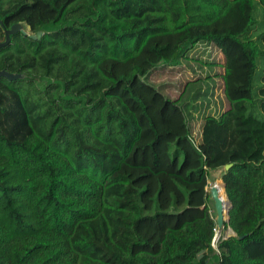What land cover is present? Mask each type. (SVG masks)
<instances>
[{
	"label": "trees",
	"instance_id": "obj_1",
	"mask_svg": "<svg viewBox=\"0 0 264 264\" xmlns=\"http://www.w3.org/2000/svg\"><path fill=\"white\" fill-rule=\"evenodd\" d=\"M0 20V43L43 33L0 49L20 76L0 78V264H264V0H0ZM203 44L230 108L197 142L190 84L149 76Z\"/></svg>",
	"mask_w": 264,
	"mask_h": 264
},
{
	"label": "rangeland",
	"instance_id": "obj_2",
	"mask_svg": "<svg viewBox=\"0 0 264 264\" xmlns=\"http://www.w3.org/2000/svg\"><path fill=\"white\" fill-rule=\"evenodd\" d=\"M255 17L260 28L263 23V12L258 5ZM189 56L190 59L184 60L179 67L158 68L149 76V81L161 87L164 94L174 100L179 99L186 86L190 84L183 96V103L188 106V117L193 127V135L195 140L199 142L205 117H219L230 108V104L224 94L222 80L224 70L221 67L224 56L221 51L213 45L203 44L192 51ZM263 73L264 64L260 63L256 74L257 85L260 84ZM218 177V172L212 173L207 188L208 192L215 184H223V181L219 180ZM222 233L226 234L227 232L222 231L221 236ZM216 246L217 242L215 249Z\"/></svg>",
	"mask_w": 264,
	"mask_h": 264
},
{
	"label": "water",
	"instance_id": "obj_3",
	"mask_svg": "<svg viewBox=\"0 0 264 264\" xmlns=\"http://www.w3.org/2000/svg\"><path fill=\"white\" fill-rule=\"evenodd\" d=\"M0 25L3 27V23L1 20H0ZM19 32L26 35V36H31L30 33L24 28L23 25L14 24L11 27V29H9V30L5 29L6 41L3 43H0V49L7 46L11 41V36H13ZM42 35H43V33L39 32L37 34V36H31V37L35 38V39L36 38L39 39L42 37ZM0 78H7L9 80H16V79L20 78V76L15 75V74H11L7 71H0ZM231 167H232L231 164L227 165V166H225V170H229ZM223 187H224V190L226 193V185L224 182H223ZM210 194H211L212 200L215 203V210H216V214H217V217H216L217 227L222 231L224 226L230 222V210L232 209L233 204L229 200V198L226 194L228 202H229V206H228L227 212L225 214V208H224L223 200L220 197V187L217 184H215L213 187H211Z\"/></svg>",
	"mask_w": 264,
	"mask_h": 264
},
{
	"label": "bare ground",
	"instance_id": "obj_4",
	"mask_svg": "<svg viewBox=\"0 0 264 264\" xmlns=\"http://www.w3.org/2000/svg\"><path fill=\"white\" fill-rule=\"evenodd\" d=\"M217 185L220 187V197L223 200V204H224V208H225V214H226L228 206H229V202H228V199L226 197L223 184L222 183H217Z\"/></svg>",
	"mask_w": 264,
	"mask_h": 264
},
{
	"label": "built area",
	"instance_id": "obj_5",
	"mask_svg": "<svg viewBox=\"0 0 264 264\" xmlns=\"http://www.w3.org/2000/svg\"><path fill=\"white\" fill-rule=\"evenodd\" d=\"M222 231L217 227L216 229H215V239H214V241H213V247L215 248V244H216V242L218 243V241H219V239H220V237H221V235H220V233H221ZM216 249H217V246H216Z\"/></svg>",
	"mask_w": 264,
	"mask_h": 264
},
{
	"label": "crops",
	"instance_id": "obj_6",
	"mask_svg": "<svg viewBox=\"0 0 264 264\" xmlns=\"http://www.w3.org/2000/svg\"><path fill=\"white\" fill-rule=\"evenodd\" d=\"M223 234V233H222Z\"/></svg>",
	"mask_w": 264,
	"mask_h": 264
}]
</instances>
